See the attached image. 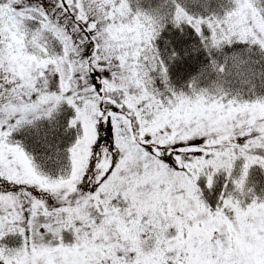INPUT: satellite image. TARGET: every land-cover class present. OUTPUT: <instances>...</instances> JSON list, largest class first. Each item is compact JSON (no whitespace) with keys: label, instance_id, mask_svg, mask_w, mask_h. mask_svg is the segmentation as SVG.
I'll return each mask as SVG.
<instances>
[{"label":"snow or ice","instance_id":"6c2138e0","mask_svg":"<svg viewBox=\"0 0 264 264\" xmlns=\"http://www.w3.org/2000/svg\"><path fill=\"white\" fill-rule=\"evenodd\" d=\"M0 264H264V0H0Z\"/></svg>","mask_w":264,"mask_h":264},{"label":"trees","instance_id":"16d2710c","mask_svg":"<svg viewBox=\"0 0 264 264\" xmlns=\"http://www.w3.org/2000/svg\"><path fill=\"white\" fill-rule=\"evenodd\" d=\"M235 86V85H234Z\"/></svg>","mask_w":264,"mask_h":264}]
</instances>
